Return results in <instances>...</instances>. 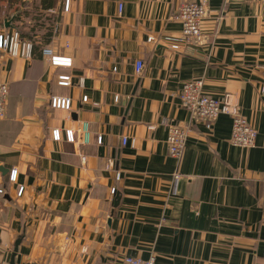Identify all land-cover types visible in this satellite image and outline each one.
<instances>
[{
	"label": "crops",
	"instance_id": "1",
	"mask_svg": "<svg viewBox=\"0 0 264 264\" xmlns=\"http://www.w3.org/2000/svg\"><path fill=\"white\" fill-rule=\"evenodd\" d=\"M55 1L47 47L71 67L0 52V82L10 88L0 122V264L17 245L16 264H264V0H210L206 42L178 51L166 38L181 34V6L201 0ZM11 16L0 2V30ZM196 81L257 130L253 148L230 143V115L210 129L191 122L180 94ZM54 97L70 99V109L52 108ZM170 126L189 127L181 160L169 152Z\"/></svg>",
	"mask_w": 264,
	"mask_h": 264
},
{
	"label": "built area",
	"instance_id": "2",
	"mask_svg": "<svg viewBox=\"0 0 264 264\" xmlns=\"http://www.w3.org/2000/svg\"><path fill=\"white\" fill-rule=\"evenodd\" d=\"M210 0H201L199 2H189L181 6L177 18L182 24V31L179 37L169 36L166 38L168 47L173 50H180L182 44L201 46L206 42V36L202 31V23L208 16ZM70 11V1L64 5V12ZM123 4H119V14H122ZM50 14L58 16L55 10L49 11ZM58 29V21L55 24L54 34ZM34 44L31 40H24L21 34L16 29L0 30V52L6 53L12 58H27L33 57ZM43 58L53 67H71L72 59L61 57L55 54L54 50L45 47L42 50ZM144 67L141 61L136 62V71L140 73ZM71 83V76L62 75L59 77L60 86H69ZM203 81L188 82L182 87L180 94L181 106L189 115L192 123L203 122L208 129L212 128L213 124L218 118L225 114L230 115L233 120L232 134L230 143L239 148H253L257 139V130L252 127L247 120L239 113L235 106H231L222 100H218L206 95L203 91ZM10 95V88L7 83L0 82V122L6 115L8 98ZM51 106L54 109L69 110L71 100L67 98L54 97L51 101ZM85 143L89 142V134L87 127L84 129ZM189 136V127L170 126L168 134L169 152L172 158L181 160L184 150L187 145ZM54 140L61 139L58 130L53 132ZM66 139L70 143L76 141L73 131L66 132ZM98 143H102V138H98ZM127 144V138H123V145ZM174 181H178L181 175L175 172L173 175ZM17 171L13 170L9 176L10 182H16ZM117 180H120V174H117ZM24 193V187H20L18 196L21 197ZM6 195V190L0 184V205L2 204ZM120 264H155V258L149 260H141L133 257H125Z\"/></svg>",
	"mask_w": 264,
	"mask_h": 264
},
{
	"label": "trees",
	"instance_id": "3",
	"mask_svg": "<svg viewBox=\"0 0 264 264\" xmlns=\"http://www.w3.org/2000/svg\"><path fill=\"white\" fill-rule=\"evenodd\" d=\"M10 5V16L15 14L14 29L20 32L22 39L34 44L33 57L42 55V50L49 45L54 36L55 16L48 15L55 8V0L27 2L22 0H0Z\"/></svg>",
	"mask_w": 264,
	"mask_h": 264
},
{
	"label": "water",
	"instance_id": "4",
	"mask_svg": "<svg viewBox=\"0 0 264 264\" xmlns=\"http://www.w3.org/2000/svg\"><path fill=\"white\" fill-rule=\"evenodd\" d=\"M15 17H16V15H12V16L10 17V19L5 20V22H4V26H5V29H6V30L14 29L13 22H14ZM1 170H2V169H1ZM17 250H18V245L16 246V250H15V252L12 254V257H11V260H10L9 264H16L15 257H16V255H17Z\"/></svg>",
	"mask_w": 264,
	"mask_h": 264
}]
</instances>
